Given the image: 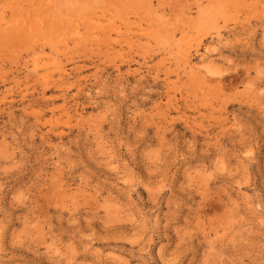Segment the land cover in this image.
<instances>
[{"label": "rangeland", "instance_id": "rangeland-1", "mask_svg": "<svg viewBox=\"0 0 264 264\" xmlns=\"http://www.w3.org/2000/svg\"><path fill=\"white\" fill-rule=\"evenodd\" d=\"M0 264H264V0H0Z\"/></svg>", "mask_w": 264, "mask_h": 264}]
</instances>
